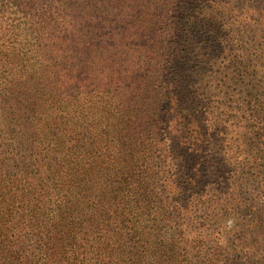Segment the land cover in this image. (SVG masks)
<instances>
[{"label": "rangeland", "instance_id": "obj_1", "mask_svg": "<svg viewBox=\"0 0 264 264\" xmlns=\"http://www.w3.org/2000/svg\"><path fill=\"white\" fill-rule=\"evenodd\" d=\"M163 1L167 27L154 31L124 6L108 25L92 4L0 0V155L24 136L59 158L79 139L102 220L117 218L114 203L131 210L134 235L187 238L204 255L226 246L214 264H264V0ZM184 11L213 18L201 31L212 42L193 39L168 129L169 85L143 79L172 66ZM128 174L124 200L115 190Z\"/></svg>", "mask_w": 264, "mask_h": 264}, {"label": "trees", "instance_id": "obj_2", "mask_svg": "<svg viewBox=\"0 0 264 264\" xmlns=\"http://www.w3.org/2000/svg\"><path fill=\"white\" fill-rule=\"evenodd\" d=\"M72 1L70 10L81 8L85 11L92 4L108 25H112L108 22L110 16L122 13L124 6L130 10L127 15L132 17L135 26L146 19L154 31L160 24L167 27L162 19V11L167 7L163 0ZM153 7L155 14L147 20L146 14ZM211 22L213 18L209 15L200 20L189 12H182L181 23L173 29L181 30L182 38L172 53V66L156 68L155 76L148 75L143 79L147 88L151 80L169 85L165 99L169 108L164 111L168 129L173 122L170 118L172 105L181 108V98L175 86L176 76L184 65L189 64L188 55L194 57L195 51H191L193 39L207 44L212 42L201 33L202 28ZM142 25L145 26V21ZM216 39L225 42L219 36ZM182 54L186 55L182 57ZM154 65L157 67V61ZM163 69L168 72L166 77L157 73L164 72ZM150 73L151 70L148 71ZM64 125L65 122L60 123V127ZM56 126L53 122V132ZM5 132L10 133L8 130ZM80 141H73L71 153L68 147L59 158L43 155L33 145L35 141L24 136L12 143L13 149L11 144L5 145L13 157L7 159L0 155V171L7 170L5 177L0 174V264H214L225 255L226 246L219 253L204 255L201 249L193 248L187 238L164 243L147 237L145 233L134 235L130 229L131 210L129 213L121 211L114 203L111 207L115 208L117 218L102 220L103 208L95 186L98 176L93 170L86 169L90 163H86L80 153ZM66 148L63 146L64 151ZM14 150H17V159ZM11 166H21L26 172L10 171ZM129 177L132 176L123 175L119 181L121 189L115 190L117 197L124 200L129 198ZM86 180L90 187H86ZM127 205L130 206V202Z\"/></svg>", "mask_w": 264, "mask_h": 264}]
</instances>
